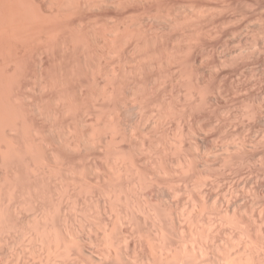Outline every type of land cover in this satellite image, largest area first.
I'll return each mask as SVG.
<instances>
[{
    "label": "bare ground",
    "instance_id": "1",
    "mask_svg": "<svg viewBox=\"0 0 264 264\" xmlns=\"http://www.w3.org/2000/svg\"><path fill=\"white\" fill-rule=\"evenodd\" d=\"M177 1L180 2L181 0L180 1L179 0H0V129H1V131H0V248L4 244H9L10 241L17 242L16 239H18V237L16 238L15 236H17V234H19L18 230L22 231V229L20 230V228H23L24 226L28 225L29 227H31L30 228L31 231L29 229H28V231H26L28 227H24L25 229L23 228L24 232H22V233H25L27 235L30 231V233H29L30 237H28V238H30V240L32 242L34 241L33 242L34 244L32 242H29L30 240L26 241L25 243H27V242L29 244L32 243L33 245L31 247H34V248L37 247L38 248L35 250L34 248L29 247L30 249H28L29 250L28 253H30L32 249H34V252H35L39 249L41 250V248H43L44 250L43 249L42 250L44 251V253H46V254H44L42 252L43 255H41L42 253L40 254V252L42 250L37 251L39 255L37 256L38 261L36 262V264H129L128 262L131 263L132 261H134V264H135V262H137V264L138 263L139 264H159V263L160 264H163V263L169 264V262H170V264L171 263L172 264H262V261H261L260 256H259V253H260L259 249L260 248H259V242H258L257 238H246L245 243L243 245L242 244L243 239H244L243 235H242L243 238H238V240L240 242L242 241L241 244L243 246L240 249H237L238 251L235 252V254L234 253L229 254V253H226L225 251H223V252L221 251L222 254H220L218 252V254H220L221 256L222 255L224 256L223 259L220 257V255L218 256L217 254L214 256L211 255L212 257L209 258V250H208L209 243L207 245L206 239L203 241L202 238H201V240L203 242L201 240H200V242H202L203 244L202 243L199 244L200 243L199 241H196V240L193 241L192 240V243L190 246H188L189 248L187 250V247L186 248H185V246L183 247V244L185 243L184 242V243H182L183 248L180 247L179 249H177L178 246L175 247L177 249V250L174 249L175 253L173 251L171 253L170 250L172 247H171V245H169L170 249H164L163 248L164 249L163 251L164 252L166 251V253L164 255L163 254L164 252L161 253L162 250L159 248H161L163 246L167 248V245L169 243L166 245V243H164V241H166L167 238L164 239V235H161L163 233V231H161L162 229L160 230L161 226H160V223L158 222L159 217H160L159 213L157 215L155 213H153V214L156 215V217L159 216V217H157L155 222L156 223L158 222L160 227L157 226L158 224H156L152 220L153 217H150V218H151V222H154L156 224L155 228L158 227V228H156V231H157V229H159L160 233L162 232L160 235L158 233L159 230L157 232L155 231V233H154V234L157 233L155 236L158 237V235H159V237H160V239H157L158 243L163 238L164 241L162 239V242H160V243H162L164 245L162 246V244L159 243L158 248H154L155 252L154 253H153V251L150 252V253H153V254H150V256H149V253H148V256H147V254H146V256H143L144 255L143 253H142L143 255L140 254L139 256H137V254L135 256H132L135 253L134 254L129 253L130 255L124 253L125 247L122 245V243H125L126 245L125 244L124 245L127 246V248L129 247L128 245L130 244V243L127 244L128 242H126V240H125V238H126L125 235H127V234L125 233V235H124V232L128 230V229H126L128 225L131 226L130 228L133 229V227H132L133 223L132 222L134 220H136L134 222L136 225L137 224L136 222H138L140 219L139 218L137 221V218L139 215L136 216V215H134V213L136 212L137 214H140L141 216L145 215L147 217L146 211H144L146 214H144V212L139 213L136 211L137 207L135 208V211H134L133 210L134 208H132V205L134 207V204H136V206H138V209L140 208L141 212H142L143 208L145 207V204H148V199H150L149 195L158 193L160 190L161 184L163 185L166 183L169 185L170 179H168L167 177L169 175H172L171 174L172 172L170 171L171 172L170 173L169 172L170 168L169 169H167V168H168V166L170 167V165H167L166 164L167 162L165 163L167 166L164 165L163 161H165V159L162 161V159L164 157V155L162 157V154H160V157H159L160 160L158 158H157L158 160L155 159L157 161L156 165L157 164L158 165H157V167L155 165V167H156L155 172L156 173L155 172L154 173L157 175V173H159L158 171H160V173H162V175L164 174L166 176L164 178V175H163V178H162L160 176L161 174L160 175L158 174L159 177H161V179H160V178H156V175H154V173L152 175L150 174L151 176H149V175L147 176V173H146L147 171H146V168L144 169V165L141 166L140 165L141 163L139 164L141 166V169L142 168L144 169V170L143 169L140 170V167L135 162V159H134V161L132 160L134 158V156H132L133 158L130 159V155L128 154L127 158H126L125 157L126 154L124 153V155H123L122 151H120V150H117V154H118L119 158L115 155L116 157H114V159H112V161H111L110 158H112V156L114 155V152H115L114 151L115 150L114 145L117 144V142H116L117 129H119V128H117V124H119V123H117V117L118 116H116V115L113 116L114 112H113V114H110L112 112V109H111L112 107H110L111 112L109 113V115H112V116L108 117L110 119H109V122H107L108 124L106 123L107 124L106 126L109 127V129H110L109 133L111 135L110 136L108 135L109 137L106 138L105 134H104L103 137L105 138V140H104V138H101L104 140L102 143L104 144V142H106L105 144L108 146V149H106L108 151V152H106L107 155H109V153H110L109 156H111L108 158L109 161L107 160L108 165H107V162L105 164V166L107 165V167L110 164L108 169L106 167V171L108 172V174H106L107 172H104V175H103L104 176L103 178L105 179L104 182H106L105 185L102 184L103 186L102 185L99 186L100 176L99 175L96 176V173H90L88 171V170H90V168L92 166H95L96 164H94L93 161L90 162L89 159H84V156L81 155L82 154V152H81L82 144L85 141L81 142L80 135L82 136V132L81 133L79 132L80 134L78 135L77 131H79V125L85 121V120H83V116H84L83 110L85 109L84 108V106H85L84 102L85 101L83 102V100L84 99L86 100V98H87L86 103L87 104L89 103L88 105L86 104V107L88 106L87 107L88 109L86 108L87 110L86 109L84 110L85 114H86L85 111H89V109H92L94 111L96 110L95 108L97 106H95V104H94V102L96 100L94 101L93 99H95L98 95H100V93L95 98H93V97L95 94L98 93V90H99V92H100V90H102L101 92L104 95V96L102 95L103 99L105 98L106 100H108L106 98V96H110L108 98H110V100L112 101V99L114 98L113 97L114 93H116V94L118 93V92H116L117 90H115V92H114V88L115 87L118 88V86H119L118 83L115 81H114V83L117 84V86L114 87L115 84H113V85L111 84V83H113V80H115V79H118V78L138 79V81H135L137 83L143 79V76L147 77V75H149V74L146 75L147 68H149V70H150V67L152 68L153 66L156 65V67L158 69L155 67L156 68L155 69V75L157 72L158 76L156 75V77H154V80H155V78L159 77L155 80V81L159 82L158 85L155 84L157 86V90L160 89L161 91H165V90L170 89L172 92L169 96L174 95L175 90L173 92V89H175V88H173V87H175V85H174L173 81L176 78L180 77V78H182V80L181 79L180 80L183 83L185 82L186 86L188 85L187 87H184L186 90V91L184 90L185 91L184 94L187 93L188 96L186 94V95H184L185 97L184 96L183 97L186 99H189V101H190V99L193 100V97H191L193 94H191V92L192 93L195 92V87H194V84L192 83L193 82L192 79H193V75H194L193 74L194 69L192 66H193V64H196V63H194V60H196L195 58L198 57L197 60L199 59V56H194L193 54H198V55L200 54V56L203 57L204 55L202 56L201 52L196 53L198 51H201L202 47L199 48L200 50L195 49L197 51L195 53H192L195 51L193 49V47L199 46V44L195 46L194 45L195 43L193 42V40L190 41V39H189L188 41H190V42H187L188 44L185 45L186 47H184V48H182V46H181V48L178 46L179 48L178 47L177 48L171 47L170 50L167 48H164L166 46L165 44H164L165 45L164 47H162V45L158 46V42L156 41L157 39L160 38L161 35L164 34L163 32L165 31V28L168 27V29H172V28L174 29L175 27L180 26L179 25L180 19L178 17V14L175 12L172 13V11H170L172 8L176 7L175 5H178ZM187 1L188 0L185 1V3L187 4L185 7H186V9L188 8V11L190 12L191 16L193 14L199 15L202 17L205 16L204 13H206V10H204L205 12L200 10V9H202V8H200L202 5L199 7L200 9L199 8L197 9V7H195L193 3H188L190 1H188V2ZM161 4L167 5L165 13H164V11L162 12ZM150 6L151 7L154 6V9L152 8L154 10V12H152V13L150 11V9H151ZM212 9H214V8H212ZM176 10H174V11H176ZM178 13H181V12H178ZM188 14L184 13L183 15L185 18H187ZM211 16H209V17H211ZM195 17H197V16H195ZM162 18H163L164 22L166 20H169L168 23H167V21L165 22L166 26L162 25V22L161 23L159 22L162 20ZM207 20H208V18H207ZM181 21L183 22L182 18H181ZM199 21H200V23H203V22H201V20H199ZM167 24L169 26H167ZM191 24H192V22H191ZM193 24H194V22H193ZM193 24H192V26H193ZM205 24L204 25L201 24V25L205 28ZM214 27H215V25H214ZM204 28H203V30H205ZM206 29H207V27H206ZM199 30H201L200 26H199ZM192 32H194V30L191 31L190 33H192ZM188 33H187V35H188ZM196 35H197V33H196ZM187 37L191 38V39L193 38V36H191V37L187 36ZM187 39H186V41H187ZM154 42H157L156 43L157 45ZM191 42H193V44H190ZM172 43H174V42H172ZM192 50H194V51H192ZM202 53H203V49H202ZM204 53H206V52H204ZM199 60L201 61V59H199ZM202 60H204V62H205V59H202ZM163 66H165V67H163ZM151 70H153V69H151ZM151 70L149 72H151ZM152 73L153 72H151V74ZM176 73H178L179 77H176L173 80ZM151 76L149 75V77H151ZM141 77H142V79H141ZM98 79H104L106 84L104 83L105 86H103V88L97 90V85H98L97 82L99 81ZM118 80H120V79H118ZM118 80H116V81H118ZM144 80H146V79L144 78ZM150 80H152V79H150ZM166 83H167V86L165 85ZM190 84H193L192 86L194 88L193 89L194 92L192 91V86ZM98 88H99V86H98ZM118 91H119V89H118ZM112 92H114V93L112 94ZM155 93H156V90H155ZM118 94H117V97H118ZM189 94H191V96H189ZM111 95H112V97H111ZM176 96H178V95H176ZM189 97H191V98H189ZM145 98H144V100H145ZM170 99H171V102H170V104H171L173 102V100H172V98H170ZM186 99H182V101L186 100ZM186 102L188 103V100H186ZM113 103L117 104L118 101H116V102L113 101ZM185 103L183 102V104H185ZM190 103H192V102H190ZM170 104H169V106H170ZM183 104H182V108L188 107V110L190 109L189 107L191 106V104H189L190 106H187L188 104H186V105H183ZM111 105H112V103H111ZM172 105L174 108L175 105L171 104V107H172ZM117 106H118V104H117ZM35 108H37V110H40V111L37 112V110H34ZM175 109H173V111ZM33 110H34V112H33ZM92 110H90L89 112H91ZM170 110L172 111V108ZM170 110L169 111L166 110V111L170 112ZM180 110H182L181 112H183L184 108L180 109ZM180 110L178 112H180ZM35 111L39 115L44 113L47 116V118L52 117V119H53L52 125L54 126L55 124H57L58 128L62 129L61 130L62 132L60 131V133L52 136V138L47 137L45 134L44 127L39 125L36 117H33L35 114H33L31 116V112L35 113ZM94 111H92V112L94 113ZM40 112H42V113H40ZM98 112H100V111H98ZM175 112H176V110L174 111V114H172L173 112L171 114L175 115ZM184 113H183V115H184ZM67 115L69 116L71 123H68V122L64 123V121H63L64 116H67ZM93 115H95V113ZM99 115H97V116H99ZM159 115H160V113H159ZM180 115L182 118V116H183L182 113ZM188 115H190V114L188 113ZM113 117L116 120H114ZM167 117H169V115H167ZM185 117L186 116H183L184 120H185ZM99 118H98V120H99ZM84 119H85V117H84ZM186 123H188V122H186ZM95 124H92L90 126L91 127L90 129L92 132H94V131L97 132V130L93 131V128L96 129L98 127ZM7 126L10 128H7ZM95 126H96V128H95ZM178 126H179V124H178ZM118 127H120V126L118 125ZM9 129H12L14 132H11ZM90 129H89V133L91 132ZM109 129H108V131H109ZM122 129H124V128H122ZM106 131H107V129L105 130V132ZM130 131H131V129H130ZM92 132L89 135L91 137V140L89 141L91 143V145H94V144H97L98 142H101V139H99L100 137L97 135L98 132H97V134H96V132H94L95 136L93 133L94 137L91 136ZM111 132H113V133H111ZM101 133H99V135ZM178 133H180V132H178ZM178 133H175V134H178ZM119 134L120 133H118V136H119ZM182 134L183 133L181 132L180 136L182 137V139L179 136V134H178V137H177V135H175L176 137L173 136V138L175 137L176 139L174 138L175 143H172V144L176 145V142L178 141L177 143L181 148H183L181 145L182 144L185 145L184 144L185 142L187 145L188 144L187 141L184 142L183 139H186L185 137H187V135L189 133L186 132V134H185V132H184V136ZM86 136H84V137L86 138ZM100 136H102V135H100ZM95 137L98 139L96 140ZM88 139L89 138H87V141H88ZM188 139H190V138H187V140ZM82 140H84L83 137H82ZM96 141H97V143H96ZM117 141H118V138H117ZM188 142H189V140H188ZM190 142H189V144H190ZM90 143H89V145H90ZM172 144H171V146H173L176 149H177V147H179L177 145H176L177 147H175ZM47 145L49 147H47V150H46L45 148ZM153 145H154V143H153ZM186 147H187V151H188L189 146L187 145ZM93 148H94V146H93ZM181 148H178L177 150L174 149L177 152L173 150V153L172 152L171 153L172 154H175V152H176V154L180 153L181 151L179 149H181ZM224 148H225V146H224ZM90 149H91V147H90ZM116 149H117V147H116ZM133 152H135V151H133ZM160 152H161V150H160ZM111 153H113V154H111ZM162 153H165V152H162ZM189 153L190 152H188V154ZM188 154H186L187 157H188ZM71 155H73V157H71ZM74 155H76V156L74 157ZM122 155L124 157H122ZM128 156H129V159H128ZM154 156H155V154H154ZM183 156H181L182 158H185L183 160L184 161L187 160V158L183 157ZM189 156L190 157H188V158L192 157L191 154ZM107 157L108 156H105V158H107ZM161 157H162V159H161ZM177 157L175 159L176 161H178L177 159H179L180 156H177ZM182 158H180L179 160L181 161ZM105 160H104V162H105ZM184 161L182 163L179 162L182 166L181 165L179 166V164L176 162L178 164V166L180 167V172H183V173L186 172L187 175L189 174L192 176L194 174V171L192 170L193 171L192 172L190 170L191 165H193L191 162L192 160L191 159L189 160L191 162V164H189V162L186 161V164L188 163V166L185 165ZM153 162H154V159H153ZM246 163H248V162H246ZM136 165L138 166V168ZM183 165H185L184 167L185 168L187 167V169L182 168ZM246 165H245V167L249 166V165L248 166H246ZM253 165L255 166L256 164L254 163ZM173 167H175V166H173ZM194 167L192 166V169ZM242 167L244 169V166H242ZM181 168L185 171H183ZM85 170L87 171V173L89 175H95V180L92 179L94 177L91 178L90 176H87V173L85 172ZM189 170L192 172V174H190ZM223 170H224V168H223ZM239 170H241L240 167H238V169H235L234 174L238 175ZM144 171H146V172H144ZM219 171H220V169H219ZM246 171H247V169H246ZM221 172L222 171H220L218 173L219 177H220V178L219 177L218 178L220 180H223V178L221 179L222 176H220L222 174ZM158 175H157V177H158ZM223 175H224V173H223ZM182 176L185 177V175H182ZM188 176H186L187 178L183 177V179L187 180ZM218 178H216L213 181V183L215 182L214 184H218L217 186H219V182H220L218 180ZM116 179L117 180L119 179V181H120V184H118L117 187L113 184L114 182H115V184L118 182ZM123 179H124V183H126V184H128L127 183L128 179H131L133 181H132V183H130L131 185H129V186L127 185L128 187H126V184H123V183L121 184V180H123ZM131 180L130 181L128 180V181L131 182ZM187 182H188V180H187ZM96 183H98V184L96 185ZM198 183L202 184L201 182H198ZM255 183H256V181H255ZM171 184H174V183H171ZM123 185H125V186H123ZM176 186H178V185L176 184ZM220 186H221V183H220ZM213 187L214 186L212 185V188ZM166 188H168V187H166ZM130 190H132L131 192L134 191L135 195H136V200L134 199V201H136V202L133 201L134 204H132V205L130 204L132 201L130 200L131 202H129L130 197H129V199L127 197L128 194H124V193H126V191L128 193ZM227 193H229V192H227ZM252 193L256 195V193H254V192H252ZM96 194H98L96 197H99L102 194L101 195L102 198L104 199V197H105L106 200L108 201V202L106 201L105 203H108L110 205L111 204L114 205L113 203L115 202V200L116 199L118 200L119 198H121V200L123 201L122 197H124V201L126 204L125 205L126 210H124V211H126L125 215H122V217H121V216L115 214V215H117V217L115 216L116 218H114V221H113L112 217L110 216L111 217L110 219H112V221H110V220L108 221V224H109V222H112V224L110 226H107L108 224H106L107 223L106 219H105V221H101L102 220L101 219L98 222L99 227H101V225L99 223L102 222L101 224H103L104 222H106L105 223L106 225L105 224L102 225V226H104L102 228V232H101V238H104V240H102V244H103V241L105 243L103 244L104 249H103V251L101 250L102 252H100V255H99V251H100L99 249L100 248L98 249L96 247L97 246L101 247V245L96 244L97 245L96 246V245H94L96 242L95 243L94 242L91 243L92 241L89 242V240H92L91 239L92 236L95 235L93 238L96 237V235H97L96 232L101 231V228H99L100 230L98 229V225H97V228H95L96 230L98 229V231H96L95 229H92V227H90V232L88 230L89 227L87 226L86 229L88 230V232L90 234H93L91 236L88 235L89 233L85 229V226L83 227L82 225H80V227H83L85 229V231H83L84 229L82 228V232H85V234L87 233L86 236L84 234H82L83 235V237H82V235H80L82 232L79 234V232H77L73 227H71L73 225L68 224V223H70V221H67L68 219H67L65 214H64L65 216L63 214H61V218H60L61 222L59 221L60 223H58V224L54 223L55 218L53 220V217H55V216L52 215V212H51L50 207H49V206H53L54 213L59 215L61 209L62 208L65 209L66 205H68V206L70 205L69 207L72 206L75 209V208H77L79 201L83 200L82 197L88 195L87 197H89L88 198L90 200L89 202H92L91 199H94V196ZM119 194H124V195L121 197ZM129 194H131V193H129ZM222 194H223L222 199L224 202V203L222 202V204H224V208H225L224 210L227 212V210L232 208L233 211L235 210V212H234V216H235V213L237 212L236 209L239 208L240 201L243 200L244 193H242V192L241 193H239V192L232 193L230 191V193L228 195L225 193H222ZM255 195H253V196H255ZM117 196H119V197L117 198ZM129 196H131V195H129ZM190 196H191V194H190ZM115 197H116V199H114ZM113 200H114V202H113ZM121 200H119V201H121ZM142 200L144 202H141ZM85 201L86 200H83L81 203H84ZM104 201H105V199L103 200V202ZM220 201H222V200H220ZM65 203H67V204L65 205ZM142 203H145L144 207H143ZM149 203H152V202H149ZM85 204H88V203H85ZM220 204H221V202H220ZM68 206H67V208H68ZM103 206H107V205H103ZM147 206H148V208H146V209L148 211L150 204H148ZM195 206H196V204H195ZM222 206L223 205H221L219 207L221 208ZM108 207H110V206L108 205ZM108 207H105L106 212H107L106 208H108ZM198 207H199V205H198ZM112 208L114 211L116 210V209H114V206L110 207L108 210L111 211ZM146 209L144 208V210H146ZM182 209H184V208H182ZM232 209H230V210H232ZM77 210H79V209L77 208ZM82 210L83 209H81V211ZM218 210H220V209H218ZM23 212H25V214H23ZM28 212H29V214H26ZM68 212H69V210H68ZM70 212H71V210H70ZM106 212H105V214H106ZM189 212H191V211H189ZM238 212H239V210H238ZM63 213H65V212H63ZM148 213H151V212L148 211ZM225 213H223V214H225ZM118 214H120V213H118ZM73 215H75V214H73ZM189 215H190V213H189ZM225 215L228 216L227 213ZM134 216H135V219L132 220V218H134ZM141 216H139V217H141ZM150 216H151V214H150ZM218 216H221V214L220 215L218 214ZM231 216H233V215L231 214ZM231 216H228V218ZM78 217H77V219H78ZM156 217L154 216V220ZM236 217H234L235 219H233L232 222L235 225V226L233 225L234 228L236 227V230H237V228L242 227V225L240 223L243 221L236 219ZM150 218L148 217V219H150ZM171 218H169V219H171ZM184 218L186 219L185 216H184ZM231 218H233V217H231ZM231 218H229V220H232ZM73 219H74V217H73ZM189 219H190V217H189ZM124 220H126V221L128 220L129 222L127 221V223H130V224H127V226H125L126 223H123ZM130 220H132V222ZM161 220L163 221L162 218L159 221L161 222ZM171 220H173V219H171ZM226 220H228V219H226ZM229 220L227 222H230ZM253 220H254V218H253ZM87 221H88V219H87ZM201 221H203V220H201ZM191 222H193V221H190V223ZM204 225L205 224L203 223L202 227ZM123 228H125L124 232H123ZM130 228L127 232L132 230ZM91 229H92V231H91ZM209 230H210V228H209ZM140 231L141 230L139 229V232ZM26 232H28V233H26ZM92 232H94L95 234ZM139 232H137V233H138V236L140 237L142 235ZM199 232H201V231H199ZM199 232H198V234H199ZM25 234H23V235H25ZM98 235H97V237H99ZM190 235H191V233H190ZM131 236H133V235H131ZM142 237L145 238L144 236H142ZM157 237H155V238H157ZM189 237H191V236H189ZM194 237H195V235H194ZM200 237H202V236H200ZM10 238H13V239L11 240ZM14 238H16V239H14ZM82 238L83 239L84 238H88V239L90 238V239L89 240L87 239L88 242H86L87 240L84 239L85 241H82L83 240ZM129 239H131V238H129ZM181 239H183V238H181ZM24 240H25V238H24ZM212 240H210V241H212ZM231 241H232V239H231ZM12 242H11L10 248L12 250H14L13 248L16 246L15 245L16 243L14 242L15 243L14 244ZM21 242H23V241H21ZM37 242H39V245L41 246L40 248L38 247ZM84 242H86V244ZM148 242L150 243V241H148ZM193 242H195V243L197 242L196 245L199 244L198 247L196 245H193ZM221 242H220V244H221ZM99 243H101V242H99ZM13 244H14V247H13ZM139 244H140V242H139ZM231 244H233V243H231ZM235 244H237V242ZM93 245L96 247H94ZM176 245H178V244L176 243ZM238 245H239V243H238ZM21 246H23V245H21ZM122 246L124 247L123 249H122ZM193 246H195V247H193ZM222 246L223 245L220 246L221 249L223 248ZM86 247H91L92 249L94 248L95 249V250L93 249L94 252L95 251L97 252V249L99 250L97 254L100 257L97 258L98 260L96 259L97 261L92 258L95 256V253H94V256L91 254L92 250H90L91 253L86 254V256L84 255L85 253L83 254L82 250H83V248L85 250ZM155 247H157V246H155ZM190 247H191V249H190ZM231 247H232V245H231ZM140 248L141 247H139V249ZM216 248L219 250L218 244H217ZM229 248H227V249H229ZM237 248H239V247L237 246ZM15 249H16V247H15ZM20 249H22V248H20ZM101 249H102V247H101ZM156 249H157V253H156ZM158 249H159V251L160 250L161 251L158 252ZM17 250L13 251V253H12V254H14V252H15V254H14L15 257L14 256L12 257V255H10L14 259H12L13 261H11L9 264H33L34 263V262H30L32 260L31 259L32 257L29 258V259H31V260H29L28 255L26 256V254H25L24 255V256H26V258H25L24 256H22L23 255L22 251H20L19 253H16ZM147 250H148V248H147ZM230 250H232V249H230ZM246 250H247V252H246ZM149 251H150V249H149ZM167 251H169V253H171V255L167 254L168 253ZM125 252H126V249H125ZM31 253L33 254V252H31ZM216 253H217V251H216ZM233 254H234V256H232ZM34 255H36V254H33V256ZM96 256L94 258H96ZM136 256H137V258H136ZM245 256L247 258H245ZM245 259H247L248 262ZM6 260H8V258ZM162 261H164V262H162ZM243 261H244V263H243ZM0 264H8V262L4 263V261H0Z\"/></svg>",
    "mask_w": 264,
    "mask_h": 264
},
{
    "label": "rangeland",
    "instance_id": "2",
    "mask_svg": "<svg viewBox=\"0 0 264 264\" xmlns=\"http://www.w3.org/2000/svg\"><path fill=\"white\" fill-rule=\"evenodd\" d=\"M185 1L186 0H183V1L181 0L180 2L182 4L177 1L178 5H175L176 7L174 6L175 8H172L170 10V11H172V13L175 12L178 14V17L180 19L179 20L180 24L179 23L178 24L181 27L180 26L175 27L176 29L175 28L174 29L173 28L168 29V27L165 28V31L163 32L164 34L161 35L162 37L160 36V38L157 39L156 41L158 42V46L162 45V47H164L166 45L164 48H167L169 50L171 47L177 48L178 46L180 48H181V46H182V48H184V47H186L185 45L188 44L187 42H190L192 40L195 43L194 44L195 46L198 44L200 46V47L199 46L193 47L194 50L195 49L200 50L199 48L202 47L203 53H202V49H201V51H198V52H196L197 50H195V51L192 50V51H194L192 53L201 52L202 56L203 55L205 56V57L204 56L201 57L200 54L199 55L193 54L194 56H199V59H201V61H200L199 59L197 60L198 57L197 58L194 57L196 59V60H194V63H196V64H193V66H192L194 69V71H193L194 72L193 73L194 74L193 75L194 80L192 79V81H193L192 83L194 84L195 92L193 90L194 89L192 86L193 84H190L192 86V91L194 93L191 92V94H193V95L191 96V94H189V96L193 97V100L190 99V101H189V99L184 98L185 97L184 95L187 94V93L184 94L186 91L184 87H187L188 85L186 86V83L184 82L185 83L184 84L181 81L182 78L179 77L178 73L175 74V77L173 78V80L176 77H179V78H176L174 81L172 80L174 85H175V87H173V88H175V89H173V92H174V90H175V92H174V95H171L172 97L169 96L172 92L170 89L165 90V91H161L160 89L157 90L156 85H158L159 82L155 81V80L159 77L155 78V80H154V77H156V75H157V72L155 75V69L157 68L156 65L153 66L152 68L150 67V70L151 69L154 70V71L151 70V72H153L152 74H151V72H149L150 71L149 68H147L148 73L146 72V75L147 74H149L150 76L152 75L151 77H149V75H147V77L143 76V79L141 77L142 80H140L137 83L135 81H138V79H128L127 78L128 79L127 80L126 78H118L120 80H118V79L113 80V83H111L112 85L115 84L114 81L117 82L119 85L118 88L115 87V86H117V84L114 85V87L116 88V89L114 88V92H115V90H117L116 92H118L119 94L117 93L118 94V97H117V94L112 92V94L114 93L113 97L115 98V99L113 98L112 101L110 100V98H108L110 96H106V98L108 100H106L105 98H104L105 99L104 100L102 98L104 96L101 92L102 90H100V92H99L98 89L103 88V86H105L106 83H105L104 79H98L99 80L97 82L98 93L95 94L93 97V98H95L100 93V95H98L95 99H93L94 101L96 100L94 102V104L97 107L95 108L96 109L95 111L92 109H89V111L90 110L94 111L95 115H93L94 113L92 111L91 112L85 111L86 114L84 113V110L88 106L86 107L87 98L85 97L86 100L85 99L83 100V102L85 101L84 102L85 103V106H84L85 109L83 110V114H84L83 120H85V121L80 124L81 126L79 125V131H77L78 135L82 132V136L80 135L81 142L85 141L83 143L84 145L82 144V148H81L82 154L81 155L84 156V159H89L90 162L93 161L94 164H96L95 166H92L90 168V170H88V171L90 173H96V176L97 175L100 176L99 186L102 184L105 185L106 182H104L105 179L103 178L104 177L103 175H104V172H107L106 167H107L108 161H109L108 158L111 156H109L110 153H109V155H107V153H106V152H108L106 150V149H108V146L105 144L106 142H104V144L106 146L102 142L105 140V138L103 137L104 134H105L106 138H108L111 135L109 133L110 129L106 125L108 124L107 122H109V119H110L108 117L112 116V115H109V113L111 112L110 107H112L111 108L112 112L110 114H113V112H114L113 116H115V115L118 116L117 117V123H119V124H117V123L116 124H117V128H119V129H117V135H116V137L118 138V141L116 138V142H117L116 145L117 146L114 145V147H115L114 151L115 152L113 151L114 155L112 156V158H110L111 161H112V159H114V157H116V156L118 157L117 150H120V151H122L123 155H124V153L126 154V156H125L126 158H127V155L129 154L130 159L133 158L132 156H134V158L132 160L134 161V159H135V162L138 165L140 163H141L140 164L141 166L144 165V169L146 168V171H147V172L146 171H144V172L147 173V176L148 175L151 176L155 172V168L158 165V164L156 165V162H157L156 160L159 159L160 154H162V157L164 155L163 159L161 157L162 161L165 159V161H163L164 165L165 166L170 165V167L168 166V168H167V169L170 168L169 172L170 171L172 172V173L170 172L172 175H169L167 177L168 179H170L169 185L166 183L163 185L161 184L159 192L156 193L157 195L156 194L149 195L151 200L148 199L149 197L147 198L148 204H150L149 209L150 208L152 209V210L148 209V211H150L151 213H148V211L146 209V208H148V206H147L148 204L142 203L143 207L145 204L144 208L146 210H144V208H143V210L141 212V209L140 208L138 209V206H136V204L133 203L134 199L136 200V195H135L134 191H133L134 193L131 192L132 190H130L128 193H127V191H126V193H124V194H128L127 195L128 199L130 197L129 202L132 201L130 204L131 205L134 204V207L132 205V208H134L133 209L134 211H135V208L137 207V209H136L137 212H139V213H143L144 211L147 212V214L144 212V214H146L147 217L145 215L141 216L140 214H137L136 212H135L136 214L134 213V215H136V216L139 215L141 217L138 216L137 221L139 218L140 219L138 221L139 223L136 222L137 223L136 225L134 223L136 221V220H134L135 216H134V218H132V220H134L133 222H132V220H130L134 224V225L132 224L133 229L130 228L131 226H129V225H128L129 227L127 226V224H130V223H127L128 220L123 221V223H126V225L124 224L125 226H127V228L125 227L126 229H128V230H129V228L132 229L129 232H127L128 230L124 232L125 228H123L124 235H125V233L127 234V235H125V237L126 238L128 237L127 239L125 238V240H126V242H128L127 244L130 243L128 245L129 246L128 248H127V246H125L126 245L125 243H122V245L126 249V252L124 249V253H126V254H129V253L134 254L135 253L132 256H135L136 254H137V256H139L142 253L144 254V255L142 254L143 256H146V254L148 256V253H149V256H150V254H153L155 252L154 248H158L159 243L162 242L163 238L159 241V243L157 241V239H160L159 235L162 233V232L160 233V230L162 229L161 231H163V233L161 235H164V239L167 238L166 241H164V239H163V241H164V243H166V245L168 243L169 244L167 245V248H166L163 246L164 244L160 243L163 246V247L159 248L162 250L161 253L164 252L163 251L164 249H170L169 245H171V247L173 248V249L171 248V250H170L171 253H172V251L173 252L175 251L174 249H176L175 247H177V246H178L177 249H179L180 247L183 248L185 246V248L187 247V250H188V248H189L188 246L191 245L192 240L193 241L196 240V241L200 242V240L202 238L203 241L206 239L207 245L209 243V245H208L209 246L208 247L209 258H211L212 257L211 255L214 256L217 254L219 256L220 254H222L223 251H225L226 253H229V254H231V253L235 254V252L238 251L237 249H240L244 245L246 238H257V240L259 242V248H260L259 249V252H260L259 256H260V259L262 261V264H264V254H263L264 253L263 252L264 251V148H263L264 147V0H188L190 2H188V1L187 2L193 3L194 6L197 7V9L202 5L200 7L202 9H200V8L199 9L202 11L206 10V13H204L205 14L204 17L199 16V15H194V14L191 16L190 12L188 11V8L186 9V7H185L187 5L185 3ZM166 6H167L166 4H161L162 8L160 7L162 9V12L164 11V13L166 12ZM150 8H151L150 9L151 13L154 12V10H153L154 6H152V7L150 6ZM212 8H214V9H212ZM174 10H176V11H174ZM178 12H181V13H178ZM182 13L183 14L189 13V14H188L187 18H185ZM195 16H197V17H195ZM209 16H211V17H209ZM181 18L183 19L184 23L181 21ZM207 18H208V20H207ZM199 20H201V22H203V23H200ZM166 21H167V23L169 22V20H166ZM159 22L160 23L162 22V25L166 26V23L164 22L163 18ZM191 22H192V24L194 22L193 26H192ZM201 24H203V25L205 24V28ZM214 25H215V27H214ZM167 26H169V25L167 24ZM199 26H200L201 30H199ZM206 27H207V29H206ZM203 28L206 31L203 30ZM193 30H194V32L190 33ZM187 33H188V35H187ZM196 33H197V35H196ZM187 36H189V37L193 36L194 39L188 38ZM186 39H187V41H186ZM189 39H190V41H188ZM157 42H154V43L156 44ZM172 42H174V43H172ZM193 42H191L190 44H193ZM204 52H206V53H204ZM202 59H205L206 63ZM163 67H165V66H163ZM144 78L146 80H144ZM150 79H152V80H150ZM116 80H118V81H116ZM165 85L167 86V83ZM98 86H99V88H98ZM118 89H119V91H118ZM155 90H156V93H155ZM175 94L178 96H176ZM187 96H188V94H187ZM111 97H112V95H111ZM143 97L144 98L146 97L145 100ZM191 97H189V98H191ZM170 98H172V100H173V102L171 104L175 105L174 108H173V105L171 107V104H170L171 99ZM182 99L188 100V103L186 102V100L182 101ZM115 100L118 101V103H117L118 106H117V104L113 103V101L116 102ZM183 102L184 103L186 102V103L183 104ZM190 102H192V103H190ZM111 103H112V105H111ZM169 104H170V106H169ZM182 104L183 105L188 104L187 106H190L189 104H191V106L189 107L190 111L188 110V107H183L186 112L184 110H183V112H181L182 110H180V109H183ZM170 107L172 108V111L170 110L171 109ZM173 109H175L177 112V113L175 112V115H172V114H174V111H175V110L173 111ZM34 110H37V108H35ZM34 110H33V112H34ZM166 110L167 111L170 110V112H167ZM179 110H180V112H178ZM38 111H40V110H37V112ZM98 111H100V112H98ZM33 112H31V116L33 114L36 115V116L34 115L33 117H36L39 125L44 127L45 134L47 137L52 138V136L60 133V131L62 129L58 128L57 124H55L54 126L52 125L53 124L52 123L53 122L52 117L47 118V116L42 112H40V113H42L43 115L42 114L39 115L36 111H35V113H33ZM159 113H160V115H159ZM181 113H182V115L184 113L183 116H186L185 120L183 119V116L181 118V115H180ZM188 113L190 115H188ZM97 115H99V116H97ZM167 115H169V117H167ZM84 117H85V119H84ZM98 118H99V120H98ZM114 120H116V119L114 118ZM63 121H64V123H66V122L71 123V120H70L68 115L64 116ZM186 122H188V123H186ZM92 124H95L96 126H98L97 127L98 129L95 126L96 129L93 128V131L97 130L98 134L96 131H94V132H96V134L100 137L99 139L104 138V140L101 139V142L97 143V141H96L97 144H94V145H91V143L89 142L91 140V137L89 135L92 132L90 129L91 128L90 126ZM178 124H179V126H178ZM118 125L120 127H118ZM7 128H10V127L7 126ZM122 128H124V129H122ZM57 129L58 130L60 129V130L58 131ZM89 129L91 131L90 133H89ZM106 129H107V131L105 132ZM108 129H109V131H108ZM130 129H131V131H130ZM9 130L11 132H14L12 129H9ZM0 131H1V129H0ZM94 132H92V135H91L92 137L95 136ZM174 132L175 133L180 132V133H178L179 136H180L181 132L183 133L182 134L183 136H184V132H185V134H186V132L189 133L187 135V137H185L186 139H183L184 142L187 141V143H188L187 144L189 146L188 151H187V147H186L187 146L186 142L184 143L186 146L183 144L181 145L183 148H181L178 145V143H177L178 141L176 142V145L179 147L172 144V143H175V141H174L176 139L175 135H177V137H178V134H175ZM93 133H94V136H93ZM99 133H101L100 135H102V136H100ZM111 133H113V132H111ZM118 133H120L119 134L120 137L122 136L121 138L118 136ZM84 136H86V138ZM173 136H175L174 137L175 139L173 138ZM82 137L84 140H82ZM87 138H89L88 141H87ZM187 138H190L188 140H189V142L191 141L192 143L190 142V144H189ZM97 139L98 138H96V140ZM181 139H182V137H181ZM89 143H90V145H89ZM153 143H154V145H153ZM171 144L174 145L175 147H177V149L181 148L182 150L179 149L181 152L176 154L177 149L174 148L173 146H171ZM93 146H94V148H93ZM224 146H225V148H224ZM47 147H49V146L48 145L46 146V148H45L46 150H47ZM90 147H91V149H90ZM116 147H117V149H116ZM173 148L176 150H174ZM160 150H161V152H160ZM173 150L176 151L175 154H172ZM133 151H135V152H133ZM162 152H165V153H162ZM188 152H190V153L188 154ZM111 154H113V153H111ZM154 154H155V156H154ZM186 154H188V157H190L189 155L191 154L192 157L188 158L186 156ZM123 155H122V157H124ZM75 156L76 155H74V157ZM105 156H108V157L105 158ZM177 156H180L179 159L182 158L181 156H183V157H186L187 160L188 159L192 160L191 162L193 165H191V169H190L191 171L192 170L194 171V174L192 176L189 174H188L189 175L188 176L186 172H185L186 174L183 172H180V167H179L181 165L180 163H182L184 161L183 159H185V158H182L181 161L179 159H177L178 161H176L175 159ZM71 157H73V155H71ZM128 159H129V156H128ZM153 159H154L155 163L153 162ZM104 160H105V162H104ZM187 160L184 161L186 166H188V163L186 164ZM189 160L187 162H189V164H191V162ZM106 162H107V165L105 166ZM176 162L179 164V166ZM246 162H248V163H246ZM253 162L256 164L255 165L256 167L253 165L254 164ZM140 165H139L140 170H142L143 168L141 169ZM155 165H156V167H155ZM185 165H183L182 168H185L184 167ZM245 165L246 166L249 165V166L245 167ZM109 166H110V164H109ZM173 166H175V167H173ZM192 166L193 167L195 166L194 167L195 169L194 168L192 169ZM242 166H244V169ZM108 167H107V169H108ZM238 167H240L241 170H239L238 175H236V174H234V171H235V169H238ZM137 168H138V166H137ZM223 168H224V170H223ZM185 169H187V167ZM219 169H220V171H222L221 172L222 174L220 176H222L221 179L223 178V180L219 179L220 178L219 174H218L220 172ZM246 169H247V171H246ZM183 171H185V170H183ZM191 171H190V174H192V172H193V171L192 172ZM85 172L87 173L86 170H85ZM158 172L159 173H157V175L161 174L160 176L163 178L164 174L162 175V173H160V171H158ZM155 173H154V175H156ZM223 173H224V175H223ZM106 174H108V172ZM157 175H156V178L161 179V177H159V175L157 177ZM182 175H185V177L188 176V179H187L188 182H187V180L183 179L184 176H182ZM87 176H90L91 178L94 177L92 179L95 180V175H89L87 173ZM165 177L166 176L164 175V178ZM216 178H218V180L220 181L219 186L221 183L220 187L217 186L218 184H214L215 182L213 183V181ZM128 180L130 181L131 179H128ZM128 180H127L128 184L124 183V179L121 180V184L122 183L126 184V187H128L129 185H131L130 183H132V181H133V180H131V182H129ZM117 181L118 182L116 184H115V182L113 183L116 187L118 186V184H120L119 179ZM255 181H256V183H255ZM198 182H201L202 184H199ZM171 183H174V184H171ZM175 183L178 186H176ZM97 184L98 183H96V185ZM212 185L214 186L213 188H212ZM123 186H125V185H123ZM166 187H168V188H166ZM230 191L232 193H234V192L244 193L243 200L240 201V206H239V208H237L239 210V212L236 209L237 212L235 213V216H234L235 210L233 211V209L230 208L232 210L229 209L226 212L224 210L225 209L224 204H222V202H223V199H222L223 194L222 193H225L228 195L230 193ZM227 192H229V193H227ZM252 192L256 193V195L253 194ZM129 193H131V194H129ZM124 194H119V195L122 197ZM190 194H191V196H190ZM97 195L98 194H96L94 196V199H91L92 202H89L90 200L88 199L89 197H87L88 195L82 197V199L86 200V201L84 203H81L83 200L79 201L78 206H77V208L79 210H77V208L74 209V207H72V206L69 207L70 205L68 206V205H66L67 203H65L66 206L65 205L64 206L66 208L65 207L64 208L66 210L62 208L60 211V214H59L60 216L58 214L54 213L53 206H49L50 210L52 212V215L55 216V217H53V220L55 218L54 223H57V224L60 223L61 222V219H60L61 214H63V215L65 214L67 219H68L67 221H70V223H68V224L73 225L71 227H73L77 232H79V234L82 232V228L84 226H85V229L88 226L89 227L88 230L90 232V227H92V229H95V228H97L98 222L101 219H102L101 221H105V219H106L107 223L106 222H104L103 224H101L102 222L99 223L101 225V227H99V225H98V229L101 228L100 232L98 231V229L97 230L95 229L96 231H98L96 233H97V235L99 234L98 235L99 237H97V235H96V237L93 238L95 236L94 235L91 238L92 240H89L90 238L89 239L84 238L86 240L88 239L89 242L92 241L91 243L96 242L94 245L100 244L102 247V249H101V247H98L97 245H96L97 246L96 247L93 245L94 247H96L98 249L100 248L99 249L100 251L97 249V252L96 251L94 252L95 249L93 248L94 249L93 250L91 247H86L85 250L83 248L82 252H83V254L85 253L84 254L85 256H86V254L91 253L90 250H92L91 254L93 256H94V253H95V256L97 255L96 258H94L95 256L92 257L94 260H96L98 257H100L97 254L98 251H99V255H100V252H102L104 249L103 244L105 242L103 241V244H102V240H104V238H101L102 228L104 227L102 225H104L105 223L108 224L109 220L112 221V219H113V221H114V218H116L117 215L122 217V215H125V212H126V211H124V210H126V206H125L126 204L124 201V197H122L123 201L121 200V198H119L117 200L115 197L114 199H116L115 200L116 203L113 200L114 205H112V204L110 205L108 203H105L107 200L104 196L103 197H104L105 201L103 202L104 199L101 196L102 194L99 197H96ZM129 195H131V196H129ZM253 195H255V196H253ZM118 197L119 196H117V198ZM119 200H121V201H119ZM220 200H222V201H220ZM134 202H136V201H134ZM141 202H144V201L142 200ZM149 202H152V203H149ZM220 202H221V204H220ZM85 203H88V204H85ZM192 204L194 206L196 204V206L194 207ZM103 205H107V206H103ZM108 205L110 207L114 206V209H116V210L114 211L113 208L111 209V211L108 210L110 208V207H108ZM198 205L200 208L198 207ZM221 205H223L221 207L222 209L219 207ZM67 206H68V208H67ZM105 207H108V208H106L107 212L105 210ZM182 208H184V209H182ZM217 208L220 209L221 211L218 210ZM81 209H83V210L81 211ZM68 210H69V212H68ZM70 210H71V212H70ZM188 210L191 212H189ZM224 211L228 214V216H231V214L233 215V216H231L233 218L229 217L232 220H229L228 216L225 215L226 213ZM63 212H65V213H63ZM105 212H106V214L107 213L108 214L106 215ZM118 213H120V214H118ZM153 213H155L156 215L159 213L160 217L163 219V221L161 220V222H160L159 220L161 218L159 216H157V217H159L158 222L160 223V226H161L160 230L157 229V231L159 230L158 237L155 236L157 233L156 234H154V233L156 231V228H158V227L155 228V226H156V224H158L157 226H159V223L155 222L157 217ZM189 213H190V215H189ZM223 213H225V214H223ZM23 214H25V212H23ZM26 214H29V212ZM73 214H75V215H73ZM115 214H117V215H115ZM150 214H151V216H150ZM218 214L219 215L221 214V216H218ZM153 215L156 217L155 220H154ZM110 216L112 217V219H110L111 218ZM184 216L186 217V219L184 218ZM73 217H74V219H73ZM77 217H78V219H77ZM148 217L149 218L153 217L152 220L156 224L154 222H151V218L148 219ZM189 217H190V219H189ZM234 217H236V219H238V220L243 221L240 223L242 225V227L237 228V230H236V227L234 228L235 225L232 222L233 219H235ZM169 218H171L173 220H171ZM253 218H254V220H253ZM87 219H88V221H87ZM226 219H228L230 222H227L228 220H226ZM201 220H203V221H201ZM190 221H193V222L190 223ZM193 223L194 224L196 223V224L194 225ZM203 223L205 225L202 227ZM111 224H112V222H109V224L107 226H110ZM80 225H82L83 227H80ZM24 227H28L26 231H28V229L30 230V228H31L28 225L24 226ZM23 228H20V230L22 229V231L18 230L19 234L16 233L17 236H15V237L16 238L18 237V239H16V238H14V239H16L17 242L10 241L9 244H4L1 246L0 257L2 259L0 258V261H4V263L8 262V264H9L11 261H13L12 259H14L12 257L13 256L15 257V255H14L15 252H14V254H12L13 251H15L19 248L17 250L18 252L16 251V253H19L20 251H22V253H23L22 256H24L26 254V256L28 255V259L32 257L31 258L32 260L29 259V260H31L30 262H34L33 264H36V262L38 261L37 256L39 255L37 251H41L43 248H41V250L39 249V250L34 252V249L36 250L38 248L37 247H35V248L31 247L34 244L33 243L34 241L32 242L30 240V238H28V237H30L29 233L31 230L29 231V233L26 232V233H28L27 234L28 236H27L25 233H22V232H24L23 230L25 229V228L24 229ZM209 228H210V230H209ZM85 229L83 231H85ZM92 229H91V231H92ZM139 229L141 230L140 232H139ZM88 230H87V232H88ZM194 231L195 232L197 231V232L195 233ZM199 231H201V232H199ZM137 232H139L145 238H143L142 236H140L141 237L140 238L138 236ZM198 232H199V234H198ZM92 233H94V232H92ZM190 233H191V235H190ZM23 234H25V235H23ZM82 234H84L86 236L87 233L85 234V232H82L80 235H82ZM88 235L91 236L93 234L89 233ZM131 235H133L134 237ZM194 235H195V237H194ZM242 235L244 237L243 243H242V241L240 242L238 240V238H243ZM154 236L157 238H155ZM189 236H191V237H189ZM200 236H202V237H200ZM82 237H83V235H82ZM24 238H25V240H24ZM129 238H131V239H129ZM181 238H183L184 240ZM10 239L12 240L13 238H10ZM84 239L82 241H85ZM231 239H232V241H231ZM28 240H30L29 242H32L33 244L32 243L29 244L28 242L25 243ZM88 240L86 242H88ZM210 240H212V241H210ZM21 241H23V242H21ZM98 241L101 243H99ZM148 241H150V243ZM11 242L16 243V244L14 243L16 245L15 246L16 249L14 247V244H13L14 250H12L10 248ZM86 242H84V243L86 244ZM139 242H140V244H139ZM202 242H200L199 244H201ZM220 242H221V244H220ZM236 242H237V244H235ZM37 243H38V247L40 248L41 246L39 245V242H37ZM176 243L178 245H176ZM182 243H184L183 247H182ZM194 243L195 242H193V245L197 244V242L195 244ZM231 243H233V244H231ZM238 243H239V245H238ZM217 244L219 245V250L216 248ZM21 245H23V246H21ZM198 245H196V246L198 247ZM221 245H223L222 246L223 250L220 247ZM231 245H232V247H231ZM123 246H122V249L124 248ZM155 246H157V247H155ZM237 246L239 248H237ZM29 247L34 248V249H32L33 251L31 250V252H33V254H36V255L33 256V254L31 252L30 253L32 255L30 253H28L29 252L28 249H30ZM139 247H141V248L139 249ZM191 247H190V249H191ZM193 247H195V246H193ZM20 248H22V249H20ZM147 248H148V250H147ZM227 248H229V249H227ZM149 249H150V251H149ZM159 249H158V252L161 251V250L159 251ZM230 249H232V250H230ZM43 250L40 252V254L42 252L44 253ZM152 251H153V253H150ZM216 251H217V253H216ZM167 252H168L167 254L171 255V253H169V251H167ZM218 252L220 254H218ZM246 252H247V250H246ZM43 253L41 255H43ZM156 253H157V249H156ZM165 253H166V251L163 254L165 255ZM44 254H46V253H44ZM234 254L232 256H234ZM10 255H12V257ZM26 256H24V257L26 258ZM137 256H136V258H137ZM220 257L223 259L224 256L220 255ZM5 258L6 259L8 258V260H6ZM245 258H247V257L245 256ZM245 260H247V259H245ZM244 261H243V263H244ZM132 262L131 263L134 264V261H132ZM162 262H164V261H162ZM247 262H248V260H247ZM128 263L131 264L130 262H128ZM135 264H137V262H135ZM169 264H170V262H169Z\"/></svg>",
    "mask_w": 264,
    "mask_h": 264
}]
</instances>
